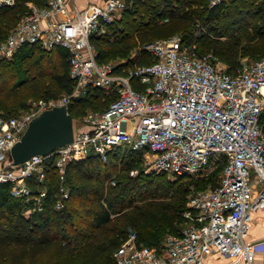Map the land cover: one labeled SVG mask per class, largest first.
Masks as SVG:
<instances>
[{"label": "built area", "instance_id": "obj_1", "mask_svg": "<svg viewBox=\"0 0 264 264\" xmlns=\"http://www.w3.org/2000/svg\"><path fill=\"white\" fill-rule=\"evenodd\" d=\"M71 1H27L0 38V57L25 45L64 48L73 79L69 92L33 99L16 114L0 113V185L7 184L10 196L24 206L21 212L31 215L44 206L50 170L58 180V209L69 196L68 164L90 154L104 161L117 146L139 151L148 170L174 175L202 176L222 163L215 185L189 195L185 223L177 232L166 233L156 247L138 242L132 231L112 255L117 264H203L218 252L231 263L254 264L256 252L264 248V240L247 238L251 212L264 211V58L242 59L229 72L211 53L197 54L194 44L172 34L145 43L152 61H99L91 35L105 34L130 0L81 8L69 6ZM13 2L0 0V5ZM88 87L101 89L111 100L102 109L72 116L77 127L73 124L69 142L13 163L10 148L30 119L55 105L67 110Z\"/></svg>", "mask_w": 264, "mask_h": 264}, {"label": "trees", "instance_id": "obj_2", "mask_svg": "<svg viewBox=\"0 0 264 264\" xmlns=\"http://www.w3.org/2000/svg\"><path fill=\"white\" fill-rule=\"evenodd\" d=\"M27 1L43 3V0H14L11 5H0V38L7 35L25 11ZM234 25L243 29L242 33L229 31ZM109 33L115 38L109 40L106 36ZM177 33L183 44L195 45L197 54L208 49L217 53L225 69L234 72L240 55H264V0H224L214 5H209L208 0H130L119 20L107 25L105 34L93 33L90 39L96 47L97 59L107 61L117 52L126 55L124 43L118 45L124 38L136 35L137 41L144 43ZM213 33L228 34V39L216 41L211 39ZM66 56V50L60 46L45 49L25 45L10 57H0V113L16 114L26 108L25 101L18 103L16 111L11 105L13 97L20 95L15 87L25 84L30 75L49 73L62 93L69 92L73 79L68 74ZM152 60L148 51H142L137 61ZM126 62L125 65H130L133 61ZM39 97L57 95L43 91L36 98ZM111 98L99 88L88 87L85 94L69 102L67 110L71 116H78L85 107L104 108ZM140 161L139 151L120 146L110 150L104 161L94 154L72 161L65 178L69 196L58 209L54 207L58 180L50 170L44 206L31 215L21 212L22 203L10 196L7 184L0 185V264H117L112 253L126 237L123 227L126 225H136L138 242L159 247L160 232L165 225L172 227L170 232L183 226L185 219L181 212L189 187L175 186L170 191V201L161 205L167 213L156 214L163 221H150L149 216L154 215L152 207L133 203L155 192L167 196L173 181L165 185L158 175L154 182L156 173L139 171L130 175L129 170L137 168ZM221 169L222 163L211 171L220 173ZM110 178L114 183L109 182ZM211 178L213 186L218 175ZM129 207L135 209L117 222V216L124 213L121 210ZM143 226L155 231L143 232Z\"/></svg>", "mask_w": 264, "mask_h": 264}, {"label": "rangeland", "instance_id": "obj_3", "mask_svg": "<svg viewBox=\"0 0 264 264\" xmlns=\"http://www.w3.org/2000/svg\"><path fill=\"white\" fill-rule=\"evenodd\" d=\"M11 5V4H10ZM122 12L119 14V16L116 18V20H119V18L121 17ZM121 25V24H120ZM233 29L234 33H242L237 25H234L232 27L229 28V31ZM249 29V28H248ZM179 34V33H177ZM108 37L109 40H112L115 38L113 33H109L108 35H106ZM211 39L214 40H218V41H222V40H226L228 39V34L226 35H217V34H212ZM132 42V45L128 46L130 43ZM120 43H124V45L126 46L125 50H126V55H122L119 54L118 52L115 54H111L108 58L107 61H111V62H122L124 64H126L128 61V59H131L133 62L130 63V65L137 63L138 59L140 58V54L146 50L145 47V43L142 42H138L137 41V37L136 35H133V37L130 38H124L122 39L120 42H118V45H120ZM95 46V45H94ZM96 48V47H95ZM205 53H211L213 59L215 60V62L222 66L225 67V64L223 63V61L221 59H219L218 54H213L211 52L210 49H208ZM239 62L242 59H246V60H254L257 58H264V55L261 56H249V55H240L239 57ZM59 70H61L60 68H58ZM16 91H18L20 93L19 96H15L13 97V102L11 105V109L12 110H17L18 108V103H20L21 101H25L26 103H29L31 100L36 99V97L38 96V94H40L43 91H48L50 93H54L57 96L62 94V90H60L58 88V86L56 85L54 79L52 78L51 74L47 73L44 75H37V76H33L30 75L29 78L27 79L26 83L20 86H16L15 87ZM101 100V99H100ZM99 100V101H100ZM89 109H94L91 107H85L83 108V112L78 115V116H74V118H78L79 116H81L85 111L89 110ZM73 124L75 125V127H77V123L76 120L73 122ZM137 172L135 174H130V175H136L139 171H141L142 173H146V174H151V173H156V175L153 176V181L155 182L158 178V175H161V179L160 181L162 183H164L165 185H168V183L170 181H173L171 189H168L167 196H161L160 192H155L154 194H150L149 196L145 197L144 199H138L136 200L133 204L134 205H150L154 211V215H150V221H154L155 219H158L160 221H163L162 218L156 216L157 215H163L164 213H167L166 210L163 209V207H161V205H165V203L170 201V194H171V190H173V188L175 186H177L178 184H186L189 187V191L186 193V197H185V209L187 207V202H188V197L189 195L193 192L196 191L198 189H204L207 188L211 185L212 183V178L211 176L215 177V175L219 176V172L217 170H215L214 172L210 171L202 176H195V175H188V176H184V175H174V174H168L165 172H161V171H153V170H148L143 161H142V155H141V161L138 164L137 167ZM138 189V188H137ZM152 202V203H150ZM20 206V210L24 209L23 205H19ZM135 209V208H134ZM133 207H129V208H124L121 210V212L123 214L117 216L118 218H116L115 220L120 221V219H122V215L129 213V211H133L134 210ZM184 210V209H183ZM183 210L181 212V215L183 213ZM157 211V212H156ZM159 213V214H158ZM121 217V218H120ZM185 223V222H184ZM183 223V224H184ZM124 229L126 230V236L131 233L132 231H134L136 229V225H131V226H123ZM172 227L165 225V227H163V229L160 232V238L163 240L164 236L166 233L170 232L172 229ZM141 230L143 232L146 231H155V229H151L150 227H146L143 226L141 228ZM161 240V241H162ZM6 264H10L9 262H5Z\"/></svg>", "mask_w": 264, "mask_h": 264}, {"label": "water", "instance_id": "obj_4", "mask_svg": "<svg viewBox=\"0 0 264 264\" xmlns=\"http://www.w3.org/2000/svg\"><path fill=\"white\" fill-rule=\"evenodd\" d=\"M72 116L64 105H55L32 117L9 151L13 163H19L34 154H46L72 139Z\"/></svg>", "mask_w": 264, "mask_h": 264}, {"label": "crops", "instance_id": "obj_5", "mask_svg": "<svg viewBox=\"0 0 264 264\" xmlns=\"http://www.w3.org/2000/svg\"><path fill=\"white\" fill-rule=\"evenodd\" d=\"M102 3L103 0H72L70 5L84 7L87 3ZM247 238L251 240H264V211L257 209L251 212L250 225ZM203 264H239L231 263L229 258L221 253L215 252L205 257ZM254 264H264V248L257 251Z\"/></svg>", "mask_w": 264, "mask_h": 264}]
</instances>
